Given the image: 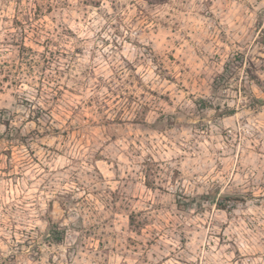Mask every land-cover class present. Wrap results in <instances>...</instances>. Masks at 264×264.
Returning a JSON list of instances; mask_svg holds the SVG:
<instances>
[{
	"label": "rangeland",
	"instance_id": "rangeland-1",
	"mask_svg": "<svg viewBox=\"0 0 264 264\" xmlns=\"http://www.w3.org/2000/svg\"><path fill=\"white\" fill-rule=\"evenodd\" d=\"M17 1L0 0V264H264V0H29L51 38L25 41L34 69ZM205 193L245 202L176 206Z\"/></svg>",
	"mask_w": 264,
	"mask_h": 264
},
{
	"label": "trees",
	"instance_id": "trees-1",
	"mask_svg": "<svg viewBox=\"0 0 264 264\" xmlns=\"http://www.w3.org/2000/svg\"><path fill=\"white\" fill-rule=\"evenodd\" d=\"M22 0L17 1V3L21 4ZM28 6H32V8H24L22 10L17 9V16L14 17V27L18 31V40L15 41V44L18 47L19 57L22 61H26L27 67L30 69H34L39 66L41 60L45 61V57L38 53L37 51L33 50L32 47H29L25 44L27 39L37 45V46H45L48 49V46L51 43V38L46 37L42 42L41 38H43L44 32L42 29L36 25L32 24V21L38 20L39 16L42 15L43 11L41 10L42 5L38 1L30 3L29 0H25ZM14 29V28H13ZM42 43V44H41ZM41 57V59H40ZM43 58V59H42ZM236 67L235 64H230L227 62L224 67L223 71L213 80L211 86L212 97H217L216 94L219 93L222 89L226 88L229 85L230 79L232 78V70ZM249 81H254V76L248 75ZM16 83H20L19 81H15ZM25 104L31 105L33 102L29 99H24ZM195 106L198 110H206L212 108V102L208 99H200L195 102ZM43 113V110L38 108L37 110V120L40 117V114ZM233 111L229 108L223 113L224 116H231ZM10 119L8 117L7 111L0 110V126H5L7 129L9 128ZM10 130V129H9ZM13 130L14 139L21 140L22 135L19 129L11 128ZM1 137V135H0ZM185 198L177 197L176 199V206L180 210L189 209L195 201H198V205H203L205 202H213L218 207V209L223 211H231L236 208L238 204L244 203L245 200L235 195L231 194H222L218 198H216V194L213 193H205L203 195L197 196L196 198H191L189 202H183ZM217 199V200H216ZM54 226V228L50 229V236L55 241V243H60L63 240L64 232L59 230Z\"/></svg>",
	"mask_w": 264,
	"mask_h": 264
}]
</instances>
